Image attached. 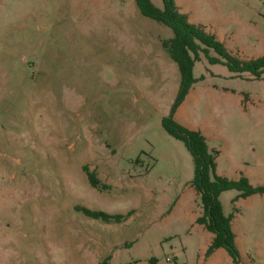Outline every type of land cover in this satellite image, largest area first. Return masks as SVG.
Segmentation results:
<instances>
[{
  "label": "rangeland",
  "instance_id": "obj_1",
  "mask_svg": "<svg viewBox=\"0 0 264 264\" xmlns=\"http://www.w3.org/2000/svg\"><path fill=\"white\" fill-rule=\"evenodd\" d=\"M177 2L233 53L264 55V0ZM173 36L136 0H0V264H264L261 192L223 193L241 257L207 256L194 156L164 127L181 84ZM194 74L176 119L221 151L219 174L264 185V76L205 56ZM85 207L133 213L108 223Z\"/></svg>",
  "mask_w": 264,
  "mask_h": 264
},
{
  "label": "trees",
  "instance_id": "obj_2",
  "mask_svg": "<svg viewBox=\"0 0 264 264\" xmlns=\"http://www.w3.org/2000/svg\"><path fill=\"white\" fill-rule=\"evenodd\" d=\"M136 3L144 16L163 23L174 31V36L162 39V44L180 68L181 84L172 113L164 118V127L170 134L184 140L193 153L197 171L193 185L201 195L204 206L198 222L214 236L207 256L211 257L219 249L225 248L235 260H238L241 251L234 229L238 208L232 211L226 209L222 195L229 190H238L239 195L235 199L237 202L256 193H264V185H254L245 175L233 179L219 174L218 158L221 151L211 147L210 140L203 131L191 129L179 122L176 113L198 82L194 70L197 61L202 60L204 56L212 64H227L234 72H250L257 77H263L264 55L247 59L233 53L217 34L209 31L202 24L193 23L189 14L181 11L177 0H163V7L156 5L153 0H136ZM87 172L93 186L101 189L109 188L95 171L87 169ZM81 209L88 216L103 219L108 223H121L133 213L111 214L87 207ZM99 264H112L111 258L108 257Z\"/></svg>",
  "mask_w": 264,
  "mask_h": 264
}]
</instances>
